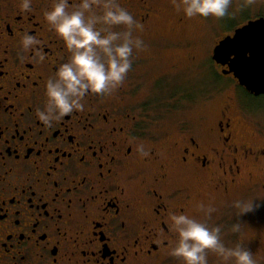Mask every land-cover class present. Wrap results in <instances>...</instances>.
<instances>
[{
    "label": "flooded vegetation",
    "instance_id": "af4514ba",
    "mask_svg": "<svg viewBox=\"0 0 264 264\" xmlns=\"http://www.w3.org/2000/svg\"><path fill=\"white\" fill-rule=\"evenodd\" d=\"M53 2L32 0L25 12L22 0H0V264H174L170 214L195 218L206 193L228 196L256 178L264 190V144L246 123L252 110L228 96L208 122L192 123L187 114L207 98L183 83L208 70L206 54L191 49L192 18L173 0H112L133 15L143 49L115 91L86 94L82 111L43 124L45 83L70 57L44 20ZM80 2L68 0L69 10ZM256 18L211 28L221 34L208 72L235 92L247 93L213 50ZM26 34L40 42L27 51ZM170 116L175 125L162 128Z\"/></svg>",
    "mask_w": 264,
    "mask_h": 264
},
{
    "label": "clouds",
    "instance_id": "9594fccd",
    "mask_svg": "<svg viewBox=\"0 0 264 264\" xmlns=\"http://www.w3.org/2000/svg\"><path fill=\"white\" fill-rule=\"evenodd\" d=\"M31 2L22 0L21 7L25 12L31 10ZM173 4L186 18H222L227 14L231 0H173ZM94 7H101L103 14L86 15ZM43 15L50 30L70 53L68 61L46 81V103L43 109L37 110L38 119L51 125L66 115L82 111L86 94L105 95L119 88L131 68L133 50H142L144 45L133 35L139 27L133 15L112 0H81L71 10L68 0H54ZM98 23L104 25L103 30L96 28ZM114 26H123L125 31H111ZM39 43L35 37L26 34L21 47L27 51ZM234 207L240 216L254 211L256 205L253 201H237ZM197 208L206 218L216 211L202 202ZM168 219L176 235L170 255L179 258L182 264H209V253L215 254L223 264H257L247 248L224 244L219 225L209 226L185 213L170 214ZM232 230L238 232L239 224L233 225Z\"/></svg>",
    "mask_w": 264,
    "mask_h": 264
},
{
    "label": "rangeland",
    "instance_id": "374dc122",
    "mask_svg": "<svg viewBox=\"0 0 264 264\" xmlns=\"http://www.w3.org/2000/svg\"><path fill=\"white\" fill-rule=\"evenodd\" d=\"M264 17V0H231L227 14L222 18H192V27L190 38L192 42V51L199 50L201 55L206 54L207 72L197 77H191L183 83L186 89L194 87L202 92L204 90L207 100L201 107L191 109L187 117L194 124H204V119L208 122V118L216 113L217 109L224 103L228 96L235 98L239 105H246L252 111L247 113V124L255 125L259 130L258 144H264V97L254 98L247 96L239 87L236 86V92L233 89L234 84L230 79L217 77L215 74L210 75L211 61L209 52L213 48V41L219 37L220 28L211 31L212 26L218 25L223 28H237L246 20L256 17ZM215 89L220 90L215 94ZM150 88L147 86L140 90V96L149 93ZM193 94V92H192ZM244 104V105H243ZM176 123V117H168L164 120L162 128H172ZM258 176V173H255ZM259 180L254 183L245 184L231 191L228 196L211 195L206 193L205 197H201L196 201V217L209 226L219 225L221 227V238L227 247H235L238 242L244 243L247 249L253 253V258L257 264H264V190L258 184ZM192 191H198L197 186L192 187ZM202 191V190H201ZM237 201H253L256 205L254 211L238 216L239 210L234 207ZM213 206L216 211L212 213L210 218H206L197 208L199 203ZM239 224V231L233 232V225ZM255 242L259 244L256 245ZM209 264H223V262L213 253L208 254ZM174 264H182L179 258L175 259ZM230 264V262H229Z\"/></svg>",
    "mask_w": 264,
    "mask_h": 264
},
{
    "label": "water",
    "instance_id": "95a60500",
    "mask_svg": "<svg viewBox=\"0 0 264 264\" xmlns=\"http://www.w3.org/2000/svg\"><path fill=\"white\" fill-rule=\"evenodd\" d=\"M212 60L228 66L238 85L254 97L264 96V17L248 21L214 48Z\"/></svg>",
    "mask_w": 264,
    "mask_h": 264
},
{
    "label": "trees",
    "instance_id": "16d2710c",
    "mask_svg": "<svg viewBox=\"0 0 264 264\" xmlns=\"http://www.w3.org/2000/svg\"><path fill=\"white\" fill-rule=\"evenodd\" d=\"M257 19V18H256ZM255 20V19H254ZM245 93V92H244ZM247 96H249L247 93H245Z\"/></svg>",
    "mask_w": 264,
    "mask_h": 264
}]
</instances>
